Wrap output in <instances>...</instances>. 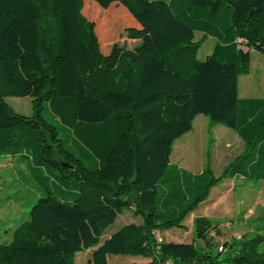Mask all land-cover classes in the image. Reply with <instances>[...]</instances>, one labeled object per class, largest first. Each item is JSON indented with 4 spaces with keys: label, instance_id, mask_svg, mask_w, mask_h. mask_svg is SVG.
<instances>
[{
    "label": "trees",
    "instance_id": "1",
    "mask_svg": "<svg viewBox=\"0 0 264 264\" xmlns=\"http://www.w3.org/2000/svg\"><path fill=\"white\" fill-rule=\"evenodd\" d=\"M91 1L0 0V163L18 156L26 174L18 173L39 194L0 230V264H75L88 249L79 264H112L109 254L145 264H264L262 235L215 248L216 223L195 214L224 180L264 181V97L238 95L251 53L264 57V0ZM112 4L148 44L100 51L98 27L123 23L108 16ZM204 38L213 47L199 59ZM25 96L29 114L4 99ZM198 114L243 142L219 175L209 162L198 172L171 162ZM124 209L141 222L101 241ZM191 215L192 241L160 238Z\"/></svg>",
    "mask_w": 264,
    "mask_h": 264
},
{
    "label": "rangeland",
    "instance_id": "2",
    "mask_svg": "<svg viewBox=\"0 0 264 264\" xmlns=\"http://www.w3.org/2000/svg\"><path fill=\"white\" fill-rule=\"evenodd\" d=\"M87 1L90 5L94 3L91 0ZM112 6L113 9L108 12V16L112 17L113 12L119 14V19L123 23L112 20L98 27L100 51L108 55L134 50L139 44H148L145 34L140 30L137 33L136 27L131 22H126V16L125 19L123 18L121 9L124 8L119 4H112ZM126 13L130 15L127 11ZM129 27L132 28L130 35L132 39H129L127 32ZM137 38L138 41H136ZM198 38L200 34H197ZM212 47V39L204 38L198 53L199 59H204L211 52ZM238 95L242 98L264 97V57L262 55L256 52L251 53L250 71L248 74L239 76L238 79ZM4 99L18 113L29 114L31 111V99L28 96ZM243 147L242 140L232 129L219 122L210 124L207 116L198 114L193 120L192 129L175 140L171 162L191 172L200 171L209 162L214 174L219 175L224 167L242 152ZM21 162L18 156L1 159L0 230L6 226L9 227L24 216V211L29 210L39 196L30 187V183L18 173L19 169L24 175L26 174L24 165H18ZM15 191L17 196L22 197V201L15 200ZM195 214L205 215L216 223L219 234L213 236L215 248L231 238L238 239L259 234L262 235L263 241L258 246V251H264V181H249L243 178L224 180L211 190L208 200L197 208ZM192 217L193 215L188 217L181 228L173 227L161 231L160 238L173 242L192 241ZM131 222L138 224L141 219L134 216L132 210L124 209L116 220L105 228L100 240L103 241L107 235ZM196 243L198 246L201 244L198 240ZM91 251L92 249H88L77 253L75 264L86 262ZM107 259L112 264H145L150 260L147 257L121 254H109Z\"/></svg>",
    "mask_w": 264,
    "mask_h": 264
},
{
    "label": "built area",
    "instance_id": "3",
    "mask_svg": "<svg viewBox=\"0 0 264 264\" xmlns=\"http://www.w3.org/2000/svg\"><path fill=\"white\" fill-rule=\"evenodd\" d=\"M220 249H222V247H220Z\"/></svg>",
    "mask_w": 264,
    "mask_h": 264
}]
</instances>
